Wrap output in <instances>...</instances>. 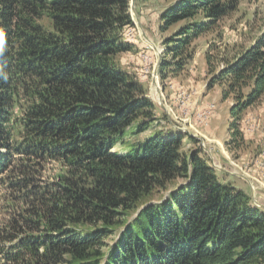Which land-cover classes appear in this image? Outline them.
<instances>
[{
    "label": "trees",
    "instance_id": "obj_1",
    "mask_svg": "<svg viewBox=\"0 0 264 264\" xmlns=\"http://www.w3.org/2000/svg\"><path fill=\"white\" fill-rule=\"evenodd\" d=\"M166 1L163 86L241 0ZM133 24L130 0H0V186L13 209L0 225L5 264H264V209L222 182L202 147L187 151L173 123L113 150L159 121L119 60L135 47L124 35ZM232 48L205 54L207 89L232 102L230 147L264 97V19L253 42Z\"/></svg>",
    "mask_w": 264,
    "mask_h": 264
},
{
    "label": "rangeland",
    "instance_id": "obj_2",
    "mask_svg": "<svg viewBox=\"0 0 264 264\" xmlns=\"http://www.w3.org/2000/svg\"><path fill=\"white\" fill-rule=\"evenodd\" d=\"M167 4L166 0H130L134 24L125 29L124 35L135 47L132 51L121 54L119 60L124 69L134 72L147 89L155 104L159 121L140 134L128 133L123 138L124 142L113 150L124 153L129 143L141 141L156 130L164 129L168 132L171 128L168 117L165 118L164 115L169 111L176 127L174 133L186 134L183 141L187 151L194 146L202 147L211 164L222 168L218 169L224 172H218L221 181L231 183L246 192L250 190L247 181L234 174L248 177L251 186H254L256 200L259 204H264V97L243 115L241 129L244 140L240 142V146L227 145L226 142L232 138L229 131V109L232 102L230 99L223 100L219 86L207 89L209 73L205 55L207 48L211 47L213 55L222 53L232 57L233 45H236L238 51L239 47H246L253 42L263 25L264 0H241L236 11L222 18L214 28L197 39L194 43L197 49L195 59L187 71L170 77L165 86L157 76L158 89L163 91L160 96L157 85L153 83V75L158 50H165L163 37L166 34L159 31V15ZM222 65V61L216 62L217 67ZM200 92L201 99L198 100ZM188 133L200 141L196 144L191 140L190 142ZM8 191L9 189L0 186V225L13 214ZM5 261L0 254V264H5Z\"/></svg>",
    "mask_w": 264,
    "mask_h": 264
},
{
    "label": "water",
    "instance_id": "obj_3",
    "mask_svg": "<svg viewBox=\"0 0 264 264\" xmlns=\"http://www.w3.org/2000/svg\"><path fill=\"white\" fill-rule=\"evenodd\" d=\"M130 10L133 11L132 6H131ZM161 54H162V52H161L160 50H158V61H157L156 65H155V67H154V75H153V83L157 85L156 87H157V90L159 91V95H160V96L162 95V92H163V91H161L160 89H158L159 86H158V83H157L156 78H157V76H158V70H159V66H160ZM184 129H185V128H184ZM185 130H187V129H185ZM215 167H216L217 169H222L221 167H218V166H215ZM238 175H242V174H238ZM243 176H244V175H243ZM251 188H252V198H253V200H254V203H255L257 206L262 207V205L258 203V201L256 200V198H255V196H254V194H253V192H254V186H251Z\"/></svg>",
    "mask_w": 264,
    "mask_h": 264
},
{
    "label": "crops",
    "instance_id": "obj_4",
    "mask_svg": "<svg viewBox=\"0 0 264 264\" xmlns=\"http://www.w3.org/2000/svg\"><path fill=\"white\" fill-rule=\"evenodd\" d=\"M200 96H201V92L199 93V95H198V97H197V99L199 100V99H201L200 98ZM201 101V100H200ZM167 103H168V101H167ZM203 103V102H202ZM169 105V104H168ZM204 105V104H203ZM169 107H171V104L169 105ZM164 109L165 110H167L165 107H164ZM167 114V113H166ZM167 116H168V120H169V122L170 123H173L172 122V119H171V116H170V114H169V111H168V114H167ZM174 124V123H173ZM225 173H229V174H233V173H230V172H225ZM234 175H236V176H238V177H240V178H242L243 180H245V181H247L246 183H247V185H248V188L250 189V193H251V195H252V188H251V180L248 178V177H246V176H243V175H238V174H234ZM254 184V183H253ZM255 189H256V186H255ZM262 198H260V200H261ZM261 205H262V207L261 208H263L264 209V204L263 203H261Z\"/></svg>",
    "mask_w": 264,
    "mask_h": 264
},
{
    "label": "clouds",
    "instance_id": "obj_5",
    "mask_svg": "<svg viewBox=\"0 0 264 264\" xmlns=\"http://www.w3.org/2000/svg\"><path fill=\"white\" fill-rule=\"evenodd\" d=\"M2 43H3V39L2 37H0V45H2Z\"/></svg>",
    "mask_w": 264,
    "mask_h": 264
}]
</instances>
